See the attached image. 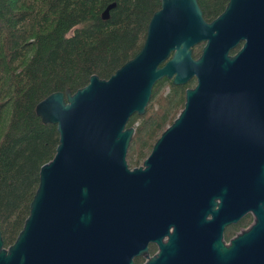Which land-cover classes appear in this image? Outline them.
<instances>
[{"label": "water", "instance_id": "1", "mask_svg": "<svg viewBox=\"0 0 264 264\" xmlns=\"http://www.w3.org/2000/svg\"><path fill=\"white\" fill-rule=\"evenodd\" d=\"M158 1L132 58L35 105L40 121L55 125L57 145L14 241L3 247L0 234V264H134L169 226L146 264H264V0H228L211 21L196 0ZM162 78L195 83L130 169L127 122ZM191 213L195 222L211 215L203 245L190 243ZM246 213L252 223L224 243V226Z\"/></svg>", "mask_w": 264, "mask_h": 264}, {"label": "trees", "instance_id": "2", "mask_svg": "<svg viewBox=\"0 0 264 264\" xmlns=\"http://www.w3.org/2000/svg\"><path fill=\"white\" fill-rule=\"evenodd\" d=\"M228 0H196L211 21ZM107 18L101 14L108 4ZM158 0H0V234L10 245L28 214L39 167L57 145L55 125L43 124L35 105L48 94L72 93L90 75L108 78L133 57L144 39ZM192 57L199 53L192 48ZM188 81L175 86L162 78L151 89L142 116L132 115L134 129L126 157L137 166L153 142L183 106ZM166 85L157 110L156 89ZM147 150V152H146ZM230 232H226L229 236ZM140 258L134 259L139 264Z\"/></svg>", "mask_w": 264, "mask_h": 264}, {"label": "flooded vegetation", "instance_id": "3", "mask_svg": "<svg viewBox=\"0 0 264 264\" xmlns=\"http://www.w3.org/2000/svg\"><path fill=\"white\" fill-rule=\"evenodd\" d=\"M210 219H211L210 214L201 213L198 221L195 222L193 219V213L190 214L189 225L187 228L188 237H190L191 235H195L197 237L196 240H194L193 237L190 239V243L192 245L194 244L203 245L202 237L205 235V228H206L205 225L207 220ZM251 223H252V215L250 213H246L241 218H239L235 223H231L227 226H224L222 231V241L224 243H228L229 240L232 237H234L237 232H240L242 229L249 227ZM160 230H158L156 234H154L153 236L149 237L148 240L146 239L147 241L145 243V250L141 253V257H139L141 259L140 261L141 264H146L149 258L155 256L159 252L160 249L159 244H165L168 241L169 235H171L174 232V226H169L167 228H162ZM226 232H230V235L226 236ZM193 251H195V247L188 248L189 256H190V252Z\"/></svg>", "mask_w": 264, "mask_h": 264}, {"label": "rangeland", "instance_id": "4", "mask_svg": "<svg viewBox=\"0 0 264 264\" xmlns=\"http://www.w3.org/2000/svg\"><path fill=\"white\" fill-rule=\"evenodd\" d=\"M203 44L202 43H200V44H198V45H195L194 47H193V49H194V52H197V53H200V49H201V46H202ZM192 52H193V50H192ZM194 80H192L191 82H190V86L189 87H192L193 85H194ZM167 91V87H166V85H160V86H158L157 87V89H156V99H154L151 103L153 104L152 106H153V109L154 110H157V108H158V104H160V98H161V96H162V94H164L165 92ZM150 100H151V97H150ZM150 100L148 101V103L150 102ZM148 103H147V105H148ZM146 105V106H147ZM146 108V107H145ZM140 116H142V115H140ZM146 152H147V150H146ZM126 160V159H125ZM126 164H127V166L131 169L132 167H134V166H132V165H129L128 164V162H127V160H126ZM141 163H139V165H140Z\"/></svg>", "mask_w": 264, "mask_h": 264}, {"label": "bare ground", "instance_id": "5", "mask_svg": "<svg viewBox=\"0 0 264 264\" xmlns=\"http://www.w3.org/2000/svg\"><path fill=\"white\" fill-rule=\"evenodd\" d=\"M145 226V225H144Z\"/></svg>", "mask_w": 264, "mask_h": 264}]
</instances>
